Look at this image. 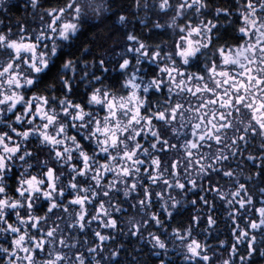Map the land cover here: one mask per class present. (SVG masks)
Returning <instances> with one entry per match:
<instances>
[{
    "label": "snow or ice",
    "instance_id": "1",
    "mask_svg": "<svg viewBox=\"0 0 264 264\" xmlns=\"http://www.w3.org/2000/svg\"><path fill=\"white\" fill-rule=\"evenodd\" d=\"M222 256L264 264V0H0V264Z\"/></svg>",
    "mask_w": 264,
    "mask_h": 264
},
{
    "label": "trees",
    "instance_id": "2",
    "mask_svg": "<svg viewBox=\"0 0 264 264\" xmlns=\"http://www.w3.org/2000/svg\"><path fill=\"white\" fill-rule=\"evenodd\" d=\"M95 32L97 34H100L102 36V39H105L107 36L111 35L112 39L119 37V33L117 32L116 26H114L110 20H106L103 24L101 25H95L94 27H91L90 33L87 32L85 35L86 37H90L92 35V33ZM85 37H82V39H84ZM112 39H108L107 40V44H110L112 42ZM195 197H189V199H192ZM217 215L220 217V223H219V228H220V232H219V239H224L227 240L229 243H231V235L230 232L228 231V227L224 222V217H225V213H223L222 211L217 212ZM186 216L187 214H185V218H184V222L186 223ZM181 218H177L176 222H179ZM209 242H213V241H209Z\"/></svg>",
    "mask_w": 264,
    "mask_h": 264
},
{
    "label": "clouds",
    "instance_id": "3",
    "mask_svg": "<svg viewBox=\"0 0 264 264\" xmlns=\"http://www.w3.org/2000/svg\"><path fill=\"white\" fill-rule=\"evenodd\" d=\"M79 2L80 3H83L84 0H79ZM108 15H110V13H105L103 15L94 16V17L91 18V20L89 21V23H90V25H101V24L104 23L105 20H107L106 19V16H108ZM85 31L87 32V29H85ZM96 38H97V40H101L102 39V36L100 34H97V37ZM117 39H119V37L112 39V42L110 44H108L107 46H111L112 43L115 40H117ZM105 50H106V48L105 49H100L101 53H103ZM104 255H105V257H107L108 256V253H105ZM225 258H230V257H223L222 256L221 259H219V260L216 261V264H223V260ZM96 264H100V261H97Z\"/></svg>",
    "mask_w": 264,
    "mask_h": 264
},
{
    "label": "flooded vegetation",
    "instance_id": "4",
    "mask_svg": "<svg viewBox=\"0 0 264 264\" xmlns=\"http://www.w3.org/2000/svg\"><path fill=\"white\" fill-rule=\"evenodd\" d=\"M105 21H106V20H105ZM105 21H104V22H105ZM90 30H91V29H90ZM88 32L90 33V31H88Z\"/></svg>",
    "mask_w": 264,
    "mask_h": 264
}]
</instances>
